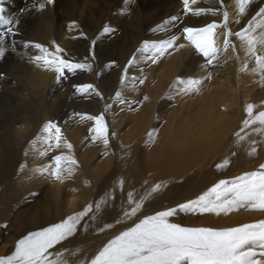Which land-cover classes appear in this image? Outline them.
Listing matches in <instances>:
<instances>
[{"label": "rangeland", "instance_id": "1", "mask_svg": "<svg viewBox=\"0 0 264 264\" xmlns=\"http://www.w3.org/2000/svg\"><path fill=\"white\" fill-rule=\"evenodd\" d=\"M190 1L139 0L133 20L130 0H0V47L11 52L0 59V186L11 200L0 264H38L83 242L71 256L80 261L158 213L198 235L178 241L168 264H264V0ZM210 131L216 139L200 146ZM126 156L160 172L131 214L117 183ZM111 187L114 211L93 224ZM27 218L43 230L24 235ZM56 218L64 234L51 229Z\"/></svg>", "mask_w": 264, "mask_h": 264}, {"label": "bare ground", "instance_id": "2", "mask_svg": "<svg viewBox=\"0 0 264 264\" xmlns=\"http://www.w3.org/2000/svg\"><path fill=\"white\" fill-rule=\"evenodd\" d=\"M128 1L129 0H127V2ZM130 1H131V3L130 2L129 3L131 4V11H132L133 20H137L138 14H140L139 13V7H138L139 0H130ZM142 1L150 2L151 5H153V6L156 3L157 4L158 3H161V4L165 3L168 5L174 4V5H177L179 8L180 7L181 8L182 7L187 8V7H190V5H194V2H191L190 0H189V3L187 2V4H182V5L178 4L177 0H142ZM195 1H197V0H195ZM240 1H242V0H240ZM254 1H257V0H254ZM143 4L145 5V2ZM229 4H230V2H229ZM148 5H149V3H148ZM164 5L162 7H164ZM162 7H160V11H161ZM178 7H176V8H178ZM140 9H142V8H140ZM151 9L153 10L154 8H151ZM155 9H157V8H155ZM231 10H234V9L231 8ZM148 12H150V11H148ZM197 12H199V10ZM166 14H167V11L164 13V17H166ZM155 15H157V14L155 13ZM162 16H163V14H162ZM146 17H147V15H146ZM148 19H150V18H148ZM151 24H149V25H151ZM211 34L214 35L215 37H220L223 35V27L221 26V24H219V22L214 25V29L211 30ZM166 35H168V34L166 33ZM10 53L8 52V50H6V49L4 50L2 47H0V59H3L5 55L10 54ZM5 58H6V56H5ZM146 112H147V110L143 111V115L146 116V114H145ZM138 114H140V113H138ZM210 120H213V119H210ZM223 120H224V118L215 119V123L212 126L213 130H215V129L218 130L220 127H222L223 126V122H222ZM215 133L216 132H213V131H210L209 134L207 133L201 139L202 145L200 144V146L203 147L205 145H211L212 142L217 137V134H215ZM174 139H176V137ZM177 139H178V136H177ZM183 145H185V144H183ZM183 148L186 151L181 148L182 151L184 150V152L187 153L188 157H190V154L195 153V150H196L195 146H191V145H186ZM3 153L1 152L2 155H3ZM133 158L131 156H126L125 158L121 159L120 164H118V165H120V171H118L119 177L117 180V183L119 185V195L122 194V198L125 200V202L127 204V210H126L127 214H131L132 211L140 205V203H141L140 196H141L142 191L146 187H148L149 185H151L155 182H158L159 181V175H160V172H159L154 177V173H153L152 169H150L149 167H147L144 170L137 169L136 167L138 165V162ZM169 158L175 159L176 162H180L182 160H185V158H183V157L181 159L178 158L176 154L170 156ZM0 159H1V157H0ZM4 159L7 161L6 157ZM3 163H1V164H3ZM172 163H174V162H172ZM1 166H3V165H1ZM4 166L6 167V164ZM4 166H3V168H4ZM169 167H171V166H169ZM118 169H119V167H118ZM4 173L5 172H3L2 174H4ZM155 174H156V172H155ZM163 174H164V170L161 171V178H162ZM152 177H154V178H152ZM3 180H4V178H3ZM174 185H176V184H174ZM1 186H0V222L4 221L6 219V213L8 210V203H9V201H11L9 198L8 189L1 187ZM158 190H161V192H159L158 195H162L165 192V189L162 190L159 188ZM158 198H159V196H157L154 200H158ZM72 201H74V200H72ZM154 202H156V201H154ZM9 204H11V203H9ZM93 205H94V207H93L94 210L92 211V214H91V216H92L91 222L93 221L94 222L93 224H95L101 217H103V215H105V213H106V211H104L105 209H108L112 205V209L114 211V187H111L102 197L100 196L99 198H97L94 201ZM8 213H10V212H8ZM27 213L30 214V211ZM18 217H20V216L18 215L17 218ZM21 217H23V216H21ZM17 218L15 220H17ZM20 219H22V218H20ZM27 219H29V218H27ZM60 219L61 218H56L53 221H51V229L56 234H58V233L64 234L67 231V230L61 231L62 221ZM169 220H170L169 217H165V215L163 213H158V214H153V215H145L143 218L140 217L139 220L134 222L132 224V226H130V228H127L122 233H120L116 236L110 237L108 239H105L103 242L95 243L91 249L88 248L89 250L86 249L87 251L83 254L80 261L79 260H71V256L75 252L82 250V245H84L83 242H77L74 245H72L68 248H65V250L56 249V250L52 251V252H56V253L47 252L48 254L42 256L41 259L39 260L38 264H115L118 257H124V262H122L121 264H168V263H171V262H173V260H170V258H171V256L175 255V250H174L175 244H177L178 241L184 239L187 236L186 234L191 235L190 237H194V238H196L198 235H197L196 230H193V229L189 230V228L188 229L186 228L185 230H187L188 232L190 231V233H188V232L185 233L186 231L184 232V230H183V232H184L183 233L181 229H177L178 228L177 223L174 224L173 222H171ZM18 221L19 220H17L16 223ZM225 223L222 224L223 226H221V228L223 227L225 229V231H227V233H230V231L233 232L234 227L230 224V222H228L226 224ZM12 226H14V225H12ZM24 226H25L24 235L30 234V231L33 230L34 228H36L38 230V232L43 230L42 224H40V222L35 218H31V219L27 220L26 224ZM206 226H207V228L209 227L207 224H205V226H204L205 229H207ZM181 227H183V226H181ZM174 228L177 230H174ZM142 230H145L142 233L143 236H139L138 234ZM33 231H35V230H33ZM236 234H237V236H239V234H241V233L237 232ZM43 242H44V236H38L32 240L31 248L35 249V248L39 247L40 245H42ZM26 248H28V247H26ZM33 251H35V250H33ZM29 252H30V250L26 249V250H22L21 253L26 254ZM9 255L10 254H6L5 256L3 255L4 257H2L1 260H3V259L6 260L9 257ZM48 255H50V256H48ZM242 259H243V255H241L239 258L234 259L232 261L234 263H240V261ZM223 264H225V263L223 262Z\"/></svg>", "mask_w": 264, "mask_h": 264}]
</instances>
